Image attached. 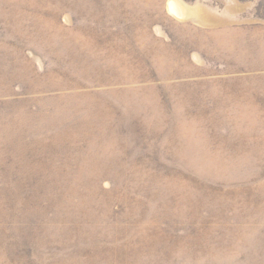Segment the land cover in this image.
I'll use <instances>...</instances> for the list:
<instances>
[{
	"label": "rangeland",
	"instance_id": "rangeland-1",
	"mask_svg": "<svg viewBox=\"0 0 264 264\" xmlns=\"http://www.w3.org/2000/svg\"><path fill=\"white\" fill-rule=\"evenodd\" d=\"M0 264H264V0H0Z\"/></svg>",
	"mask_w": 264,
	"mask_h": 264
}]
</instances>
